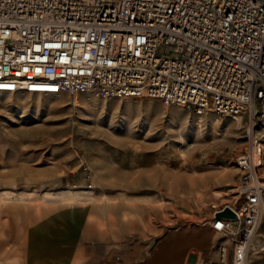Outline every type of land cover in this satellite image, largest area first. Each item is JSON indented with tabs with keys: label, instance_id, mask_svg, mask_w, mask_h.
I'll list each match as a JSON object with an SVG mask.
<instances>
[{
	"label": "rangeland",
	"instance_id": "obj_1",
	"mask_svg": "<svg viewBox=\"0 0 264 264\" xmlns=\"http://www.w3.org/2000/svg\"><path fill=\"white\" fill-rule=\"evenodd\" d=\"M248 131L264 145V118L248 113L235 120L156 97L92 91L0 92V264H64L59 244L75 235L79 215L66 209L35 221L82 202L99 215L120 212L125 250L138 240L146 251L167 231L147 264L175 236L202 245L185 226L234 204L235 156ZM254 251L249 264L257 263ZM117 261L113 255L108 264Z\"/></svg>",
	"mask_w": 264,
	"mask_h": 264
},
{
	"label": "built area",
	"instance_id": "obj_2",
	"mask_svg": "<svg viewBox=\"0 0 264 264\" xmlns=\"http://www.w3.org/2000/svg\"><path fill=\"white\" fill-rule=\"evenodd\" d=\"M148 96L264 118V0H0V92ZM230 238L205 264H248L264 209V145L235 156ZM90 187V184H89Z\"/></svg>",
	"mask_w": 264,
	"mask_h": 264
},
{
	"label": "crops",
	"instance_id": "obj_3",
	"mask_svg": "<svg viewBox=\"0 0 264 264\" xmlns=\"http://www.w3.org/2000/svg\"><path fill=\"white\" fill-rule=\"evenodd\" d=\"M66 209L71 210L75 215H79V221L77 231L72 239L59 244L60 255L64 253L65 256L64 264H87L86 258H93L94 256L100 257V259L96 263L92 262L90 264H108L109 257L113 255L120 257V262L117 261L119 262L118 264H147L151 256V249L161 242L162 235L167 233V231L162 233L146 251H144L138 240L130 242L128 248L125 250L122 244L127 232L120 228V212L116 216L110 213L106 216L99 215L95 211H92L94 209L93 206L83 202L60 206L35 222L45 219L56 211ZM185 227L187 228V235L200 241L202 245L190 243L191 239H185L184 236H175L164 242L153 257L151 264H205L206 261L217 258L218 247L221 244H229L231 242L229 237L215 230L209 221L202 222L201 225ZM193 227L196 230H192ZM183 228L177 227L172 228V230L179 233ZM26 242L27 235L25 239L24 261L26 258ZM94 242L100 246L93 245ZM110 242L115 243L110 245ZM254 242L256 246L254 248L255 251H253L256 253L258 259L256 264H264V209L250 247ZM142 252L145 253L141 257Z\"/></svg>",
	"mask_w": 264,
	"mask_h": 264
},
{
	"label": "water",
	"instance_id": "obj_4",
	"mask_svg": "<svg viewBox=\"0 0 264 264\" xmlns=\"http://www.w3.org/2000/svg\"><path fill=\"white\" fill-rule=\"evenodd\" d=\"M215 215L232 217L235 214H234V211L228 205H225L223 206V208L216 210Z\"/></svg>",
	"mask_w": 264,
	"mask_h": 264
},
{
	"label": "bare ground",
	"instance_id": "obj_5",
	"mask_svg": "<svg viewBox=\"0 0 264 264\" xmlns=\"http://www.w3.org/2000/svg\"><path fill=\"white\" fill-rule=\"evenodd\" d=\"M86 192L87 193H89V194H91V191L90 190H86ZM88 194V195H89ZM255 246H256V244H255V242L251 245V247H250V251H253L254 250V248H255Z\"/></svg>",
	"mask_w": 264,
	"mask_h": 264
}]
</instances>
